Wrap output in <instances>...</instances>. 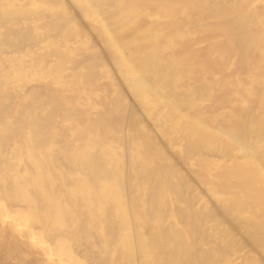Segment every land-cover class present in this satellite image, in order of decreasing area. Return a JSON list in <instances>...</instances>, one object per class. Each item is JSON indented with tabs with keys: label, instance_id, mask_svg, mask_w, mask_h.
I'll use <instances>...</instances> for the list:
<instances>
[{
	"label": "bare ground",
	"instance_id": "1",
	"mask_svg": "<svg viewBox=\"0 0 264 264\" xmlns=\"http://www.w3.org/2000/svg\"><path fill=\"white\" fill-rule=\"evenodd\" d=\"M0 264H264V0H0Z\"/></svg>",
	"mask_w": 264,
	"mask_h": 264
}]
</instances>
